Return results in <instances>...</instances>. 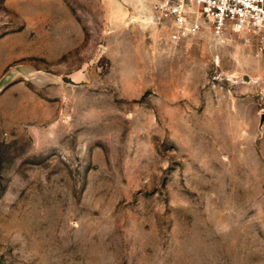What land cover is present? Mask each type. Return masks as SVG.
Returning a JSON list of instances; mask_svg holds the SVG:
<instances>
[{
    "label": "rangeland",
    "instance_id": "rangeland-1",
    "mask_svg": "<svg viewBox=\"0 0 264 264\" xmlns=\"http://www.w3.org/2000/svg\"><path fill=\"white\" fill-rule=\"evenodd\" d=\"M0 85V264H264V32L0 0Z\"/></svg>",
    "mask_w": 264,
    "mask_h": 264
},
{
    "label": "built area",
    "instance_id": "built-area-1",
    "mask_svg": "<svg viewBox=\"0 0 264 264\" xmlns=\"http://www.w3.org/2000/svg\"><path fill=\"white\" fill-rule=\"evenodd\" d=\"M153 12L178 39L205 27L264 32V0H148Z\"/></svg>",
    "mask_w": 264,
    "mask_h": 264
},
{
    "label": "water",
    "instance_id": "water-1",
    "mask_svg": "<svg viewBox=\"0 0 264 264\" xmlns=\"http://www.w3.org/2000/svg\"><path fill=\"white\" fill-rule=\"evenodd\" d=\"M0 90H1V85H0ZM259 121L260 123L264 122V112L261 113Z\"/></svg>",
    "mask_w": 264,
    "mask_h": 264
}]
</instances>
